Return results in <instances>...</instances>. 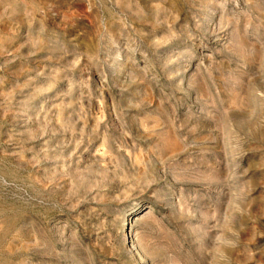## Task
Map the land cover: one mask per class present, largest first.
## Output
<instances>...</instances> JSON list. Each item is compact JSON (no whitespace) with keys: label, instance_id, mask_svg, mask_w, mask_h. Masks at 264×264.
I'll return each instance as SVG.
<instances>
[{"label":"rangeland","instance_id":"obj_1","mask_svg":"<svg viewBox=\"0 0 264 264\" xmlns=\"http://www.w3.org/2000/svg\"><path fill=\"white\" fill-rule=\"evenodd\" d=\"M0 264H264V0H0Z\"/></svg>","mask_w":264,"mask_h":264}]
</instances>
